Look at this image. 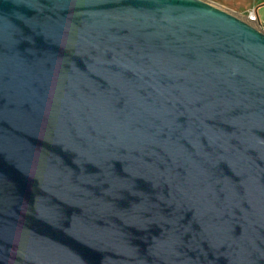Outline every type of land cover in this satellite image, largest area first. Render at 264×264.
<instances>
[{
    "label": "water",
    "instance_id": "1",
    "mask_svg": "<svg viewBox=\"0 0 264 264\" xmlns=\"http://www.w3.org/2000/svg\"><path fill=\"white\" fill-rule=\"evenodd\" d=\"M0 264H264V29L0 0Z\"/></svg>",
    "mask_w": 264,
    "mask_h": 264
},
{
    "label": "crops",
    "instance_id": "2",
    "mask_svg": "<svg viewBox=\"0 0 264 264\" xmlns=\"http://www.w3.org/2000/svg\"><path fill=\"white\" fill-rule=\"evenodd\" d=\"M226 6L239 13L246 12V10L254 8L257 11L258 25L264 29V0H250L245 3L238 2L235 5L226 4Z\"/></svg>",
    "mask_w": 264,
    "mask_h": 264
},
{
    "label": "rangeland",
    "instance_id": "3",
    "mask_svg": "<svg viewBox=\"0 0 264 264\" xmlns=\"http://www.w3.org/2000/svg\"><path fill=\"white\" fill-rule=\"evenodd\" d=\"M206 1H208V2H210V3H213V4L217 5L218 7L222 8V9H224V10H226V11H230V12H232L233 14L237 15V16L240 17V18H241V17L244 18V17H243L244 12L239 13V12L233 11V10H231L230 8H228V7L226 6V4H232V5H235V4H237L238 2L245 3V2L250 1V0H234V1H233V0H206ZM257 26H258V25H257Z\"/></svg>",
    "mask_w": 264,
    "mask_h": 264
},
{
    "label": "built area",
    "instance_id": "4",
    "mask_svg": "<svg viewBox=\"0 0 264 264\" xmlns=\"http://www.w3.org/2000/svg\"><path fill=\"white\" fill-rule=\"evenodd\" d=\"M244 19L252 25H258L257 11L254 8H250L244 12ZM260 26V25H258Z\"/></svg>",
    "mask_w": 264,
    "mask_h": 264
}]
</instances>
